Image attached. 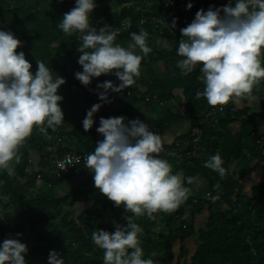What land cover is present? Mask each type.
I'll return each instance as SVG.
<instances>
[{"label": "clouds", "instance_id": "1", "mask_svg": "<svg viewBox=\"0 0 264 264\" xmlns=\"http://www.w3.org/2000/svg\"><path fill=\"white\" fill-rule=\"evenodd\" d=\"M94 0H76L75 6L57 23L65 34L80 33L82 41L77 51L82 72L75 78L84 86L93 77L114 74L120 81L97 84L98 98L111 103L108 93H120L136 83L141 74L142 59L152 48L148 46L149 33L141 28L130 34L127 47L115 44L118 29L104 24L97 29L90 24ZM192 4H187L191 9ZM173 18L171 27H176ZM177 48L180 74L186 76L202 65L203 91L196 98H205L211 107H222L233 100L255 99L253 89L264 80V0H232L207 11L200 9L187 26L180 29ZM186 38V39H184ZM22 42L11 31L0 30V169L9 177L15 175V165L21 161L19 149L36 128L46 139L48 129L56 131L64 122L60 107L63 97L57 94L66 81L44 62L32 64L24 52L17 53ZM91 49V51H89ZM137 49L141 54H137ZM102 107L96 103L86 112L82 121L85 132L94 124V114ZM125 116L101 117L96 129L103 139L97 141L94 151L86 157V167L94 173V187L114 206H123L134 216L155 219V213H171L191 194L185 186L199 184V178H185L182 172L173 174L172 165L159 158L164 141L140 119L127 120ZM51 150V149H50ZM79 162V157L72 161ZM219 152L211 155L204 167L227 175ZM61 169H66L61 165ZM216 187H219L217 185ZM211 195V194H209ZM213 201L219 196L211 197ZM126 226L117 225L115 231L92 232L93 243L103 250V264H155L152 258H143L140 236L142 227L125 216ZM19 237L21 234H16ZM28 248L18 238H7L0 244V264H26ZM47 264H65L60 253L50 251Z\"/></svg>", "mask_w": 264, "mask_h": 264}, {"label": "trees", "instance_id": "2", "mask_svg": "<svg viewBox=\"0 0 264 264\" xmlns=\"http://www.w3.org/2000/svg\"><path fill=\"white\" fill-rule=\"evenodd\" d=\"M103 1L105 0H94L96 7L90 13V16L96 19L90 24L96 28L103 27L104 24H114L126 18L136 20L141 14L135 7L129 5L134 0H109L111 5H103ZM189 2L192 4L191 9L186 7L180 12L169 10L170 16L176 15L182 19V22L176 25L173 33L157 35L173 42L172 50L156 52L157 58L176 56L181 59L177 55L179 41L182 38L180 29L192 22L195 17L194 9L197 8L196 0H189ZM232 2L235 3L234 0ZM228 3L229 0H225L222 5ZM75 4L74 0H0V30L11 31L22 42V46L16 51L24 52L25 58L32 64L33 74L37 70L36 61H42L53 71V78L57 74L66 81L57 91V94L63 97L60 107L64 114V122L57 127L56 131L47 130L51 139H46L38 129H33L32 134L19 149L21 161L15 165L14 176L9 177L6 171L0 169V213L5 214L4 218L0 217V244L7 238H18L25 243L28 248L25 254L26 264H47L49 252L53 250L61 254L65 264H103V250L93 243L92 232L105 230L112 233L117 225L126 226L125 216L131 217L133 222L142 227L138 220L147 217L146 215L134 216L131 212H126L123 206L116 207L110 202L108 207L112 209V212L107 218L101 217L99 212L97 217L92 218L93 215L96 216V207L88 208L77 217L73 210L64 212L77 201L88 199L89 191L86 186L70 191L62 198L51 200L44 193L35 194L32 191L38 181V173L42 175L39 180L56 185L68 179L80 168L89 170L86 163L76 165L68 173L60 174L54 179L47 176V172L42 171L51 158L73 151L71 148L75 142L89 139L95 128L93 124L89 131L85 132L83 129L85 138L76 137L78 128L67 131L68 116L82 115V98L86 95L88 103L95 98L91 85H82L74 75L80 72L76 56L80 55L77 48L82 43L81 34L76 32L68 35L56 27L64 14L69 12ZM112 7L119 8V11L113 13ZM158 11L162 9L159 8ZM130 34L117 38L131 41ZM152 60L150 54L142 59L141 64L147 65ZM201 67L202 65H198L195 71L188 74L192 85L185 107V116L194 120L196 124L210 107L205 98H196V92L202 91L198 80ZM261 84L262 81L258 86ZM220 123L219 127H223L225 120ZM208 126L209 122L200 125L203 130L201 141L195 145V148L191 145L185 146V137L177 149L184 146L183 152L190 148L195 149L196 156L185 164L184 177L194 176L205 179L208 182V193L211 195L207 200L201 197H188L178 209L171 213H155V219H149L146 222L140 240L160 255L162 264H172L173 261L174 264H264V167L260 190L254 191L252 199L244 196L240 189L239 179L244 172L231 175L222 165L227 169V175L221 178L215 171L205 168L204 163L209 157L219 152L221 137L217 130L208 131ZM156 129L157 127L153 126L154 133L157 132ZM168 148L159 153V158L171 164L172 161L166 159L171 149ZM31 150L41 155L42 163L37 172L29 175L26 168L29 165ZM253 150L254 156H257L258 160L264 164L263 148ZM185 185L191 187L194 184L185 183ZM217 185L219 187H216ZM215 196H219V199L213 201L211 197ZM8 209L9 215L5 212ZM203 209L207 211V221L204 227L195 230L194 216ZM123 212H125L124 217L121 215ZM187 215L190 216V221L187 220ZM120 217L122 219L119 221ZM122 220H125L124 223ZM160 224H163L165 228L161 233L151 230ZM18 233L21 234L19 237L16 235ZM187 238L197 243L189 258V249L183 244ZM176 243H179L177 256L174 253Z\"/></svg>", "mask_w": 264, "mask_h": 264}, {"label": "crops", "instance_id": "3", "mask_svg": "<svg viewBox=\"0 0 264 264\" xmlns=\"http://www.w3.org/2000/svg\"><path fill=\"white\" fill-rule=\"evenodd\" d=\"M174 1L177 4L176 9L180 11L186 8L187 4L190 3L189 0ZM202 1L203 10L207 11L210 6L213 7V9L222 7V4L225 0ZM168 7L170 10H173L170 6ZM113 9L115 8L112 7V12L114 13L119 8L115 10ZM167 11H169V9ZM162 12L166 11L162 9ZM158 17L163 18L161 16ZM153 35L154 34L151 33L147 38L148 46L152 48V51L147 56L151 54L153 60L147 65L141 64V74L138 78H136V83L131 87L124 89L120 93H113L109 91L108 96L112 102L103 103L98 98V92H102L103 89H97V84L108 80L112 81L118 86L120 81L115 77L114 74H102L100 77H93L92 85H90L94 91L95 98L91 103H88L86 95L82 98L81 102L85 103L83 106L81 105L83 110L82 115L80 116L79 114H73L70 115L72 116L70 119L69 117L67 118V131L78 128L76 130V132L78 131L76 137L80 136L85 138V133L82 132V121L86 116V112L91 108L92 105L96 103H102V107L97 113L94 114L93 117L95 128L94 131H92V135L89 136V139H83L81 141L75 142L71 148L73 151H94L97 141L103 139V137L96 131V129L100 126L99 120L101 117L109 118L125 116L127 120H134L138 118L146 123L152 132H154L152 130L153 126L157 127L156 134L160 135L164 141L162 152H164L165 148H171L170 153L166 155V159H170L172 161L171 165L173 172H182L184 176L185 164H187L189 160L196 156V151L195 149L190 148L186 152H183L182 150L185 149L184 147L187 146V144L184 143V147L177 149L178 147H176V142L183 141L185 137L187 138L190 130L196 125L194 120H191L185 116L186 98H188L187 96L189 95L192 82L188 79L189 75L182 76L180 74V69L177 67V61L179 59L176 56H168L164 59H159L156 57L155 53L158 51L172 50L173 42L166 38ZM118 40L119 41L114 43L123 47H127L131 42L130 40H126V42H124L119 38ZM137 54H141L139 49H137ZM79 56L77 57L78 59ZM197 68L198 65L196 69ZM196 69H194V71ZM201 77L202 73L200 71L198 74V80L201 87L200 90L203 91L204 84ZM261 81L262 86L257 85L255 87L256 89H253V96L255 99L245 98L238 101L233 100L226 104L227 107H233L236 109V118L228 121L225 120L224 126H220L219 129H217V131L221 134L219 140V153L223 159V165L228 169V172L231 175L244 172L243 176L239 179V183L241 184L240 189L244 196L251 199L254 197L255 192L260 190L264 167L263 162H260L258 157L254 156L255 151L253 150L257 148L260 150L263 148L264 150V80ZM152 95L157 96L160 99L161 104H158L154 101L145 100L147 96ZM127 120L125 122H127ZM41 163V155L38 152L31 150L29 153V167L32 172L39 170ZM93 175L94 173L91 172V169L85 170L80 168L76 170L74 174L68 179H64L56 185L51 184L48 181L38 179V181L35 183V186L32 188V191L35 192V189L42 185L41 191L39 192L47 195L46 192L50 190L49 187L62 186L65 191L68 189L67 192L70 193V191H75L81 186H86L87 190L89 191L88 199L90 202H88V206L92 207L93 209L94 207L97 208V205L101 206V208H97L95 212L96 216L93 215L92 218L97 217L98 212L101 217L107 218L111 216L112 212V209H110L108 206L110 203L113 204V202L109 201L99 192V190L94 187ZM47 176H50L51 178L53 177V179L55 178L52 173L50 175L48 174ZM198 178V185L194 184L191 187L185 185L191 189V194L189 197H201L203 200H207L209 197L208 182L201 177ZM124 213L125 212L121 214L122 217H124ZM122 217H120L119 221L122 219ZM207 217L208 215L206 209H203L199 214H196L193 219L194 229L197 230L198 228L204 227ZM186 218L188 221L191 220L190 216L188 215ZM116 221H118V219ZM124 221L125 220H122V223H124ZM148 221L149 218L146 217L145 219H139L138 223H141L142 229H144V226ZM159 228L165 230L163 224L156 225L155 227L151 228V230L156 233H161V231L158 230ZM188 240L194 242L193 239L187 238L183 243L185 246L186 243H188ZM140 242L143 248L142 244L145 243L141 240ZM145 252L148 253L146 248ZM149 255L158 256V254L154 252L153 249ZM154 262L155 264H162L161 257L158 258V261L154 260Z\"/></svg>", "mask_w": 264, "mask_h": 264}, {"label": "built area", "instance_id": "4", "mask_svg": "<svg viewBox=\"0 0 264 264\" xmlns=\"http://www.w3.org/2000/svg\"><path fill=\"white\" fill-rule=\"evenodd\" d=\"M196 7H197L196 9H203V1L198 0ZM173 18H176L177 20L176 25L182 22V19L177 17L176 15L170 16L168 19L167 17H165V19L159 17L153 20L151 18L149 19L144 14H140V16L136 20H133L131 18H126L110 26L113 29L119 30L120 34L117 37L122 36V35H129L133 31H135V29H138V31H135L138 33L141 28L145 29L147 32L150 29L151 33L153 32L155 35H161L163 33L171 34L174 31V28L170 26ZM89 51H91V49H89ZM145 100L154 101L158 104H161L160 99L155 95L147 96ZM235 118H236V109L233 107H227L226 105L222 107L220 106L211 107L210 106L206 110V112L203 114L202 119L188 133L187 138L185 140V144L191 145L195 148V145H197L201 141V134L203 130L201 129L200 125H202L203 123L209 122L208 131H212V130L219 129L220 121L222 120L228 121V120H233ZM180 144H181V141L176 142L177 147L180 146ZM90 153L92 152L70 151L61 156L53 157L48 161L47 166L42 171L47 172L49 175L51 173L52 174L55 173L56 177H58L60 174H66L70 170H72L76 165L86 163V157ZM72 157H79V162L77 163L73 160L71 164L69 165V160ZM61 165H65L66 169H61ZM28 168H26V172L29 175H31L33 172L31 169H28ZM41 176H42L41 173H38L37 178L40 179Z\"/></svg>", "mask_w": 264, "mask_h": 264}, {"label": "rangeland", "instance_id": "5", "mask_svg": "<svg viewBox=\"0 0 264 264\" xmlns=\"http://www.w3.org/2000/svg\"><path fill=\"white\" fill-rule=\"evenodd\" d=\"M74 1L76 2V0H74ZM196 3H198V0H196ZM103 5H111V3H110L109 0H105V1H103ZM129 5H132L133 7H135L136 11L140 12L141 14H145L146 16L148 14V17H150L153 20L155 18H159L158 16H161V15H162V17L164 19H165V17H168L169 16V11H167V10L168 9L170 10V8L168 6H170L175 12H179L180 11V10L176 9L177 8V4H176V2L174 0H134ZM159 8L163 9L166 12L158 11ZM113 10H115V9H113ZM198 10H200V9H194V13H196ZM117 11H119V9H117ZM191 18H193V17L191 16ZM95 20L96 19L94 17L90 16V22H93ZM112 24H108V25H112ZM150 34H151V30L149 32V35ZM117 41H119V40L116 37L115 42H117ZM123 41L126 42V40H123ZM77 57L78 56H76V60H77L76 62L78 63V58ZM78 67H79V71L82 72L83 71L82 67H80L79 65H78ZM90 84L92 85V80H91ZM84 104H85L84 102H81L82 106ZM68 117L70 119L72 116H68ZM28 169H30V167ZM53 176H55V173H53ZM72 182L75 183L74 181H72ZM41 186L39 188L35 189L36 190L35 191L36 193L34 192L35 194L41 193V192H39V191H41V188H42ZM49 189H48L49 191H47L46 193H47V196H48V198L50 200L51 199L62 198L65 195H67V193H68L67 192L68 189L65 191L62 186H59V187H53L52 186L51 188L49 187ZM259 194H260V192H259ZM91 201H92V199H91ZM88 202H90L89 199L87 201H85V202L84 201H77L71 208H66L64 210V212L69 211V210H73L74 215L77 217L80 214H82L84 211H86L88 208L89 209L91 208V207L88 206ZM97 206H98L97 208H101V206H99V205H97ZM0 209H1V203H0ZM5 212L8 213V215H9L10 211L8 209ZM4 215H5L4 213H0V217L4 218ZM11 226H13L12 223H11ZM158 230L159 231H163L164 229H160L159 228ZM187 242L188 243H186V246L189 249V254H188V258H189L191 256V254L193 253L194 249L196 248L197 243L195 244L194 242H191L190 240H188ZM142 245H143V248L145 247L147 249V252H148V253H146L145 252V248L143 249V251H144V257L143 258L147 259V258H151L152 257L154 260L158 261V258L160 257V255H158L159 257L158 256H150L149 254L152 252L151 247L147 246L146 244H142ZM178 246H179V243H176L175 246H174L175 256H177V254H178V248H179ZM172 264H174V261L172 262Z\"/></svg>", "mask_w": 264, "mask_h": 264}, {"label": "bare ground", "instance_id": "6", "mask_svg": "<svg viewBox=\"0 0 264 264\" xmlns=\"http://www.w3.org/2000/svg\"><path fill=\"white\" fill-rule=\"evenodd\" d=\"M138 16V15H137ZM27 167H29V165L27 166ZM38 171V170H37ZM37 171H35V172H37ZM34 173V172H33Z\"/></svg>", "mask_w": 264, "mask_h": 264}]
</instances>
